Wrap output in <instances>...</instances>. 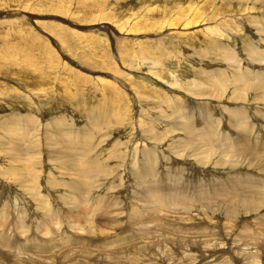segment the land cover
<instances>
[{"label": "rangeland", "instance_id": "374dc122", "mask_svg": "<svg viewBox=\"0 0 264 264\" xmlns=\"http://www.w3.org/2000/svg\"><path fill=\"white\" fill-rule=\"evenodd\" d=\"M263 91L264 0H0V264H264Z\"/></svg>", "mask_w": 264, "mask_h": 264}, {"label": "bare ground", "instance_id": "6f19581e", "mask_svg": "<svg viewBox=\"0 0 264 264\" xmlns=\"http://www.w3.org/2000/svg\"><path fill=\"white\" fill-rule=\"evenodd\" d=\"M19 32H21V33H23V30H18ZM11 33V32H10ZM4 72V71H3ZM2 87V86H1ZM3 88V87H2ZM6 88V87H5ZM9 88V87H8ZM264 92V91H263ZM263 97H264V95H263ZM213 136V135H212ZM211 155V154H210ZM209 157V156H208ZM211 159V158H210ZM213 162V161H212ZM210 165V164H209ZM243 211H244V209H243Z\"/></svg>", "mask_w": 264, "mask_h": 264}]
</instances>
